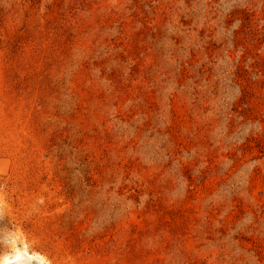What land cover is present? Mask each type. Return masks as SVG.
I'll use <instances>...</instances> for the list:
<instances>
[{
    "label": "rangeland",
    "instance_id": "374dc122",
    "mask_svg": "<svg viewBox=\"0 0 264 264\" xmlns=\"http://www.w3.org/2000/svg\"><path fill=\"white\" fill-rule=\"evenodd\" d=\"M51 264H264V0H0V238Z\"/></svg>",
    "mask_w": 264,
    "mask_h": 264
},
{
    "label": "clouds",
    "instance_id": "9594fccd",
    "mask_svg": "<svg viewBox=\"0 0 264 264\" xmlns=\"http://www.w3.org/2000/svg\"><path fill=\"white\" fill-rule=\"evenodd\" d=\"M0 264H51L46 256L31 249L22 234L0 238Z\"/></svg>",
    "mask_w": 264,
    "mask_h": 264
}]
</instances>
